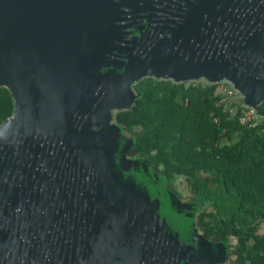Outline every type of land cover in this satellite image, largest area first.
<instances>
[{
	"label": "water",
	"instance_id": "obj_1",
	"mask_svg": "<svg viewBox=\"0 0 264 264\" xmlns=\"http://www.w3.org/2000/svg\"><path fill=\"white\" fill-rule=\"evenodd\" d=\"M138 4L134 12L144 13ZM167 6L150 10L143 48L116 57L117 64L110 58L121 40L118 23L129 13L123 3L0 0V87L15 103L0 125V264H48L50 223L62 210L64 184H93L94 193L83 194L95 199L98 251L114 248L122 264L144 254L147 237L148 264L229 263L231 245L204 238L196 206L128 157L135 139L115 114L135 105V86L146 78L226 82L258 114L264 0Z\"/></svg>",
	"mask_w": 264,
	"mask_h": 264
},
{
	"label": "trees",
	"instance_id": "obj_2",
	"mask_svg": "<svg viewBox=\"0 0 264 264\" xmlns=\"http://www.w3.org/2000/svg\"><path fill=\"white\" fill-rule=\"evenodd\" d=\"M135 89V105L115 114L135 139L130 157L182 201L177 184H185L204 238L231 245L229 264H264V102L252 128L240 121L241 105L232 114L221 103L219 84L146 78ZM14 110L12 94L0 87V125Z\"/></svg>",
	"mask_w": 264,
	"mask_h": 264
},
{
	"label": "flooded vegetation",
	"instance_id": "obj_3",
	"mask_svg": "<svg viewBox=\"0 0 264 264\" xmlns=\"http://www.w3.org/2000/svg\"><path fill=\"white\" fill-rule=\"evenodd\" d=\"M127 1H130L132 7L139 3L138 6L144 8L140 9L144 13L134 12L132 7H125L126 0H115V2L123 3V11L129 12L123 16L124 20L118 23L121 27L119 36L121 40L117 44V50L112 52L110 58L117 64L122 63V60L116 57L126 58L130 49L134 50L135 54H139L143 48L146 35L143 34L142 37L141 32L144 33L147 30L148 18L154 17V15H150V10L156 11L171 7L167 6V0ZM146 3L149 4V7ZM128 157L132 158L129 154ZM87 191L90 194L94 193L93 184H81V188L78 184H64L62 194L65 193V200L62 203V210L53 213L50 223L48 264H122V261L116 259L117 254L114 253V248L98 251V239L93 229L96 213L95 208H91L95 199L89 201L84 198L83 193ZM143 237L145 239L147 234H143ZM147 238L145 244H142L144 254L131 260V264H148Z\"/></svg>",
	"mask_w": 264,
	"mask_h": 264
},
{
	"label": "built area",
	"instance_id": "obj_4",
	"mask_svg": "<svg viewBox=\"0 0 264 264\" xmlns=\"http://www.w3.org/2000/svg\"><path fill=\"white\" fill-rule=\"evenodd\" d=\"M218 93L221 95V103H226L230 108V112L235 114L238 112V106H242L241 118L240 121L242 124L248 127H256L258 125V115L257 113L250 108L244 107L241 103V98L238 95L237 91L229 83L219 84ZM217 122V119H215Z\"/></svg>",
	"mask_w": 264,
	"mask_h": 264
},
{
	"label": "rangeland",
	"instance_id": "obj_5",
	"mask_svg": "<svg viewBox=\"0 0 264 264\" xmlns=\"http://www.w3.org/2000/svg\"><path fill=\"white\" fill-rule=\"evenodd\" d=\"M177 187H178V190H179L181 193H183V195H184L183 202H187V203H189L188 200H187L188 193H187V191H186L185 184H177ZM260 233L264 234V225L261 226ZM228 264H229V263H228Z\"/></svg>",
	"mask_w": 264,
	"mask_h": 264
}]
</instances>
